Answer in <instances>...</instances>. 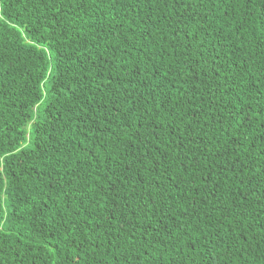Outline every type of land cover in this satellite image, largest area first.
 <instances>
[{"label": "trees", "instance_id": "1", "mask_svg": "<svg viewBox=\"0 0 264 264\" xmlns=\"http://www.w3.org/2000/svg\"><path fill=\"white\" fill-rule=\"evenodd\" d=\"M0 264H264V0H0Z\"/></svg>", "mask_w": 264, "mask_h": 264}, {"label": "rangeland", "instance_id": "2", "mask_svg": "<svg viewBox=\"0 0 264 264\" xmlns=\"http://www.w3.org/2000/svg\"><path fill=\"white\" fill-rule=\"evenodd\" d=\"M42 103V105H44V102H41Z\"/></svg>", "mask_w": 264, "mask_h": 264}]
</instances>
